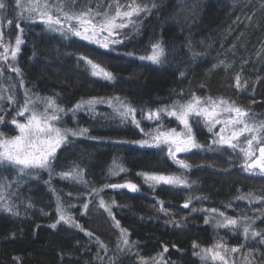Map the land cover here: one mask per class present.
Returning <instances> with one entry per match:
<instances>
[{
	"label": "trees",
	"instance_id": "16d2710c",
	"mask_svg": "<svg viewBox=\"0 0 264 264\" xmlns=\"http://www.w3.org/2000/svg\"><path fill=\"white\" fill-rule=\"evenodd\" d=\"M6 2L9 7L0 10L5 42H9L7 33L17 32V22L24 31L19 32L23 43L16 60L9 57L8 61L21 70L20 74L12 72L0 61V68H3L0 96L15 98L14 103L0 100V107L5 110L0 112L5 117L0 123V133L5 137L14 135L11 120L23 104L26 91L30 96H53L66 110L81 99L97 97L111 99L113 103L119 97L137 109L136 118L144 132L130 122H122L113 108L107 106L109 104L98 103L94 113L84 109V113L73 120L74 128H88L89 132L70 138L59 150L51 179L46 171L27 174L21 180L20 176H15L12 167L0 168L3 193L0 196V264H141L139 256L153 264L149 258L163 252L164 247L168 248L164 257L170 264H206L193 255V242L200 248L212 247L217 241L229 248L243 245L239 252L228 253L229 264L233 261L234 264H245L249 250L259 248L264 253V245L258 244L259 238L245 241L242 227L236 231L217 229L213 223H204L205 217L212 220L213 214L191 211L193 207L217 208L231 217L246 216L255 221L254 229L264 232V201H255V197H264V176L244 172L240 166L243 157L238 150L234 153L225 146L218 151H209V147H216L212 145V135L203 124H196L193 132L205 148L186 153L183 159L192 167L182 170L172 166L166 151L132 143L146 138L145 133L152 131L153 124L161 123L142 119L140 109L147 113L177 101L185 102L192 95L202 100L212 97L235 101L249 110L257 121L264 120V0H137V3L147 5L150 12L135 17L138 28H128L124 43L109 50H102L75 36L50 32L39 21L18 19L21 9L16 7L14 0ZM108 2L102 0L105 5ZM130 2L120 0L121 4ZM153 4L155 8H152ZM86 5L89 0H76V9L81 10ZM23 15L27 16V13L23 12ZM8 19L13 20L11 26L7 25ZM157 41L165 48V62L154 65L147 60L141 61L139 57L150 54L151 44ZM189 41L198 54L195 59L187 47ZM127 52L134 55L128 56ZM81 56L113 72L116 79L109 82L92 76L85 62L79 59ZM237 74L241 76L242 85L247 81L246 87L237 89ZM69 119V116L65 117L64 121ZM168 121L172 122L171 119ZM110 158L126 171L111 176L113 162L111 168L106 166ZM74 167L83 171L87 186L58 175ZM105 169L110 175L104 172ZM145 172L183 174L190 187L161 184L153 189L138 175ZM99 174H102L100 179L96 177H100ZM126 179L138 185L139 194L104 188L110 182ZM193 181L195 183H191ZM92 187L103 191L99 195H89ZM248 193H252L249 198L252 203L249 199H237ZM57 196L74 219L93 233L91 237L63 222L56 229L49 227L58 218ZM101 198L106 204L116 201L112 212L120 226L128 230L130 241L136 242L131 251L121 252L117 248L120 230L107 212L97 206ZM188 198L191 203L186 209L181 205ZM158 201L163 202L167 215L158 211ZM85 202L89 204L86 212L83 209ZM5 204L13 206L19 215L4 211ZM69 205L74 207L68 208ZM117 209H125L130 216L124 218L117 214ZM170 220L176 223H170ZM108 221L117 236L115 245H109L105 239ZM97 238L107 251L99 246ZM110 250L117 252L112 261L107 255ZM256 259L261 257L257 255Z\"/></svg>",
	"mask_w": 264,
	"mask_h": 264
},
{
	"label": "snow or ice",
	"instance_id": "6c2138e0",
	"mask_svg": "<svg viewBox=\"0 0 264 264\" xmlns=\"http://www.w3.org/2000/svg\"><path fill=\"white\" fill-rule=\"evenodd\" d=\"M14 2L16 7L21 9V14L18 19L31 22L38 20L50 32H57L65 37L69 35L75 36L105 50L112 49V46L124 43V38H122L123 30L126 28H138L133 18L139 17L141 13L150 12L147 5L137 3V0H131L128 4H121L120 0H109L107 5L97 3L95 8L86 5L79 11L73 10L76 0H14ZM8 7L9 5L6 0H0V10H6ZM155 7L156 5L153 4L152 8ZM24 11L28 13L27 16L23 15ZM2 21L3 17L0 16V48L3 49L0 52V61H3L12 72L19 75L21 70L9 64L8 61L9 57H11L12 61L16 60L23 40L21 35L18 34L15 36L14 45L10 42L6 43ZM12 24L13 20L8 19L7 25L11 26ZM15 27L20 33H23L24 29L19 22L15 24ZM187 47L192 52V58L195 59L198 54L192 48L190 41ZM126 55L133 56L134 53L127 52ZM79 59L85 62L92 76L109 82L116 79L113 72L102 67L92 59L85 56H81ZM139 59L141 61H150L154 65L163 64L165 62V48L162 42L157 41L152 43L150 54L140 56ZM2 72L3 68H0V74ZM180 75L183 76L184 73L181 72ZM235 80L237 89L247 86L246 80L243 85L241 84V76L239 74L236 75ZM4 99H7L10 103L15 102V98L11 95L6 98L0 96V100ZM115 100L117 104L113 106L111 99L105 100L104 98L97 97L88 100L81 99L73 108L66 110L59 105L57 99L53 96H30L26 91L24 102L16 111V116L25 117V122H19L16 116L11 120V123L18 129L19 134L12 137H5L3 133H0V166L17 168L19 173L25 175L36 172L37 170L47 171L51 179L55 171L53 164L56 161L58 149L67 144L71 137L84 136L89 132L88 128L59 126L63 116L67 112H71L75 116L82 109L94 113L95 106L98 103H107L109 106H113V111L119 115L122 122H130L136 128H139L141 132H144V129L140 128V120L136 118L137 109L119 97H116ZM3 111H5L4 108L0 107V112ZM140 113L142 119L146 118L150 121H161L162 116L173 117L178 121L179 125L183 126L178 130L177 128H166L163 123H159L155 129L145 133L146 138L132 142L138 144L140 147L156 148L161 151H166L167 157L180 169L190 170L192 165L184 159L178 158L179 153H190L193 150H202L205 148V145L198 142L193 132L192 123H190V121L199 120L203 122L208 132L212 133L214 137L212 145L216 147L214 149L209 147V151H218L224 146L232 149L234 153L238 150L243 157L240 166L244 172L264 176V120L257 121L249 110L237 105L235 101L230 102L223 98L214 100L212 97H207L202 100L200 97L192 95L185 102L177 101L169 106L149 110L147 113L143 109H140ZM4 120V115H0V123H3ZM217 125L220 126L218 130H216ZM241 137L244 138L243 141ZM117 143L126 142L117 141ZM257 152L259 153L258 155ZM115 169H118V171ZM125 171V168L116 161L113 162V169H110L111 175L113 176ZM58 175L62 179H71L87 186V181L83 178V171L77 170L75 167L70 171L60 172ZM138 175H141L144 182L153 189L161 184L173 187H190L188 179L183 174L165 175L145 172L138 173ZM191 183L195 182L193 181ZM104 188L127 189L130 192H137L139 190L138 185L131 181L106 184ZM100 191H103V189L92 187L88 194L99 195ZM68 195L71 196V193ZM250 197H252V193H248L247 196H238L237 199L245 200ZM255 201L262 202L264 201V197H255ZM157 203L159 204L158 211L164 212L167 215V209L163 207V202L158 201ZM190 203L191 198H188L183 204V207L186 209L189 208ZM249 203H252L251 199H249ZM115 204V200H112L110 204H106L103 198L99 200V207L107 212L108 216L114 221V226L120 230L119 243L117 244L118 249L121 252H124L126 249L131 251L135 247L136 242L130 241L128 230L122 228L120 221L115 218L112 212V206ZM228 206L230 207V205ZM29 207H31V204H29ZM71 207H74V205L68 206V208ZM88 208L89 204L87 202L83 203L85 212ZM4 211L19 215L14 210V207L8 204L4 205ZM191 211H204L213 214L212 220L206 216L204 223H213L217 229L225 228L236 231L242 227L245 241L259 238L258 244L264 245V232L254 229L253 224L255 221L249 217H231L226 215L224 211H219L217 208L196 209L193 207ZM56 213L58 218L54 223L49 225L50 228L56 229L57 225L63 222L68 227L78 229L89 237L93 235V233L87 231L74 219L71 212L61 202L59 196L56 198ZM44 214L47 215V213ZM243 221L249 222L244 223ZM169 222L176 223L171 220ZM177 226L180 225L177 224ZM97 243L107 251L105 245L99 241V238H97ZM192 247L194 250L193 255L198 256L206 264L209 261L213 262V264L215 262L229 264L227 259L228 253L239 252L240 247H243V245L229 248L225 243L217 241L212 247L208 248H200L196 242H193ZM198 248L199 251H196ZM167 251L168 248L164 247L163 252L157 253L156 256L150 257L149 259L153 261V264H170L164 257V253ZM136 255L139 256V253H136ZM257 255L261 257L258 261L256 259ZM250 257L251 259H249ZM139 260L141 264H148V259L143 256H139ZM245 264H264V253L260 252L259 248L249 250L245 255Z\"/></svg>",
	"mask_w": 264,
	"mask_h": 264
},
{
	"label": "rangeland",
	"instance_id": "374dc122",
	"mask_svg": "<svg viewBox=\"0 0 264 264\" xmlns=\"http://www.w3.org/2000/svg\"><path fill=\"white\" fill-rule=\"evenodd\" d=\"M97 3H102V0H89V5L90 6H93V8H95V6H96V4ZM74 11H79V9L77 8L76 9V7L73 9ZM25 13H27L26 11H24ZM27 15H28V13H27ZM16 17H18V16H16ZM135 18V17H134ZM133 18V19H134ZM38 21V20H37ZM128 30V28H126V29H124L123 30V32H122V38L125 36V34H126V31ZM7 34H9V37L8 38H6V39H8L9 40V42L11 43V44H13L14 45V43H15V36L16 35H20V33H19V31L17 30V32H15L14 34H11V33H7ZM76 38H78V37H76ZM80 39V38H79ZM86 43H89V42H87V41H85ZM90 45H93V46H96V47H98V48H100L99 46H97V45H94V44H91V43H89ZM100 49H102V48H100ZM102 50H105V49H102ZM117 104V101L115 100L113 103H112V105L113 106H115ZM107 106H109V105H107ZM113 106H110V107H112L113 108ZM82 113H84V109H82V110H80V111H78L76 114H75V116H73L72 115V113L71 112H67V114L66 115H64L63 116V119H62V121L60 122V125L59 126H62V127H64V126H66V127H72V128H74L73 127V120L75 119V117L79 114H82ZM26 115H27V113H26ZM69 116V120L68 121H64V118L65 117H68ZM168 119H171L172 120V122L171 123H169L170 121H168ZM17 120L19 121V122H21V123H23V122H25V117H19V116H17ZM161 123H163V125L166 127V128H177L178 130H180L183 126L182 125H179V123H178V121H176L175 120V118H173V117H167V116H163V118H161ZM190 123H192V127L194 126V125H198V126H200V124H203V122L202 121H199V120H194V121H190ZM68 125V126H67ZM157 123H155V124H153V126L151 127V130H153V129H155V127H157ZM204 125V124H203ZM13 127H14V135H18L19 134V132H18V129H16V126L15 125H13ZM219 125H217V129L216 130H218L219 129ZM210 133V132H209ZM212 136H211V141L214 139V137H213V134L212 133H210ZM13 135V136H14ZM9 137H12V136H9ZM71 138H74V137H71ZM83 144L85 145V142H83ZM90 144L88 143L87 144V146H89ZM64 146V145H63ZM62 146V147H63ZM61 147V148H62ZM225 147V146H224ZM60 148V149H61ZM98 148V147H97ZM60 149H58V151H57V153L59 152V150ZM97 151L98 150H100V149H96ZM186 155V153H180L179 155H178V158H180V159H183V157ZM83 157V156H82ZM171 160V159H170ZM71 162H74L73 160H70ZM111 161L113 162V160L110 158L109 159V161L107 162V167L110 165V168L112 167V165H113V163H112V165H111ZM90 162H93L91 159H90ZM171 163L172 164H174L173 162H172V160H171ZM173 167H175V168H177V169H180L176 164H174V165H172ZM3 167H5V166H0V168H3ZM8 167H11V166H8ZM12 169H13V171L14 172H16L15 173V176H20L19 178H22L21 180H24V176H26L25 174H21V173H19V171H18V169L17 168H13L12 167ZM183 170V169H182ZM36 172H46V171H41V170H37ZM36 172H32L31 174H35ZM105 173H106V169H105V171H104ZM10 174V177L12 176V177H14L13 175H11V173H9ZM107 174V173H106ZM100 175V177L97 175L96 177L97 178H101V176H102V174H99ZM107 175H110V174H107ZM23 176V177H22ZM111 176H113V175H111ZM33 177H35V176H33ZM38 177V176H37ZM127 181H132V180H130V179H126ZM126 180H122V181H126ZM0 181H1V178H0ZM13 181H16V180H13ZM68 181H70V182H72V183H75V181H73V180H68ZM122 181H115V182H112V183H120V182H122ZM133 182V181H132ZM111 182L109 183V184H112ZM110 190H112V191H115V190H118V189H111V188H109ZM122 191V190H121ZM126 192V191H125ZM129 193V192H128ZM3 193H2V188H1V186H0V196L2 195ZM97 199H98V197H97ZM47 205V204H46ZM48 206V205H47ZM97 206H99V204L97 205ZM116 212H117V214H119V215H123L124 216V218H126L125 216H127V218H128V215L130 216V214H127V213H125V209H121V210H119V209H117L116 210ZM108 223V227H107V231H106V233H105V235H106V237H105V239H106V241L107 242H109V245H115V237H117V236H115V232H114V230H113V228H112V223H111V221L109 222H107ZM119 242L117 241V244H118ZM118 248V247H117ZM117 252H114V251H109L108 252V258H110L111 259V261L112 260H114L115 258H116V256H117V254H116ZM119 259H120V256L118 257Z\"/></svg>",
	"mask_w": 264,
	"mask_h": 264
},
{
	"label": "water",
	"instance_id": "95a60500",
	"mask_svg": "<svg viewBox=\"0 0 264 264\" xmlns=\"http://www.w3.org/2000/svg\"><path fill=\"white\" fill-rule=\"evenodd\" d=\"M180 154V153H179ZM178 154V155H179ZM259 154V153H258ZM127 181V180H126ZM126 181H122V182H120V183H124V182H126ZM132 182V181H131ZM132 183H135V182H132ZM136 184V183H135ZM112 189V188H111ZM138 189H139V187H138ZM118 190H122V191H126V192H129V193H131V194H135V195H137V194H139L140 193V190H138L137 192H130L129 190H127V189H118Z\"/></svg>",
	"mask_w": 264,
	"mask_h": 264
},
{
	"label": "bare ground",
	"instance_id": "6f19581e",
	"mask_svg": "<svg viewBox=\"0 0 264 264\" xmlns=\"http://www.w3.org/2000/svg\"><path fill=\"white\" fill-rule=\"evenodd\" d=\"M181 206L183 207V204Z\"/></svg>",
	"mask_w": 264,
	"mask_h": 264
}]
</instances>
